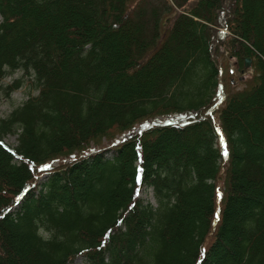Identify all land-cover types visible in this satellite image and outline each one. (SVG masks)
I'll use <instances>...</instances> for the list:
<instances>
[{
  "label": "trees",
  "instance_id": "obj_1",
  "mask_svg": "<svg viewBox=\"0 0 264 264\" xmlns=\"http://www.w3.org/2000/svg\"><path fill=\"white\" fill-rule=\"evenodd\" d=\"M17 71L0 264H264V0H0Z\"/></svg>",
  "mask_w": 264,
  "mask_h": 264
},
{
  "label": "rangeland",
  "instance_id": "obj_2",
  "mask_svg": "<svg viewBox=\"0 0 264 264\" xmlns=\"http://www.w3.org/2000/svg\"><path fill=\"white\" fill-rule=\"evenodd\" d=\"M251 74L252 72L246 73L244 77L249 79L251 77ZM15 82H20V88L14 90L13 92H10L9 95V87H11ZM238 85L239 83H237L236 86ZM0 86V118L9 117L14 109L27 102L31 96H37L39 93V91L32 85V77L27 76L22 71H17L6 76L1 81ZM220 93H222V88L220 90ZM220 97L222 98V94H220ZM5 143L11 147H16L17 137H8L6 138ZM140 197L145 202L154 203V196L151 190L149 191L143 189L141 191ZM74 264L84 263L81 259H78Z\"/></svg>",
  "mask_w": 264,
  "mask_h": 264
},
{
  "label": "bare ground",
  "instance_id": "obj_3",
  "mask_svg": "<svg viewBox=\"0 0 264 264\" xmlns=\"http://www.w3.org/2000/svg\"><path fill=\"white\" fill-rule=\"evenodd\" d=\"M166 120L168 121V122H170V123H178V122H180L181 121V118H179V117H169V118H166Z\"/></svg>",
  "mask_w": 264,
  "mask_h": 264
},
{
  "label": "water",
  "instance_id": "obj_4",
  "mask_svg": "<svg viewBox=\"0 0 264 264\" xmlns=\"http://www.w3.org/2000/svg\"><path fill=\"white\" fill-rule=\"evenodd\" d=\"M250 68H251V60H247L246 69H250Z\"/></svg>",
  "mask_w": 264,
  "mask_h": 264
}]
</instances>
